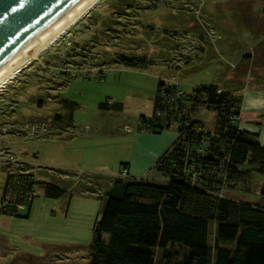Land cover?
I'll return each instance as SVG.
<instances>
[{
	"label": "rangeland",
	"instance_id": "obj_1",
	"mask_svg": "<svg viewBox=\"0 0 264 264\" xmlns=\"http://www.w3.org/2000/svg\"><path fill=\"white\" fill-rule=\"evenodd\" d=\"M115 1L98 0L0 88V123L45 119L55 130L0 137V198L7 150L27 162L39 180L65 188L54 198L37 186L20 216L0 212V264H87L109 181L124 176L122 166L140 167L143 174L136 177L164 183L143 156L149 145L139 138L152 134L137 127L141 116L152 113L159 79L176 80L185 91L213 84L240 95L238 124L264 145V0H138L152 7L135 17L116 14ZM107 17L119 23L109 24L118 35L103 23ZM116 52L148 61L137 67L109 60ZM64 100L76 104L66 128V122H53L55 112L67 115ZM198 118L210 128L214 112L201 108ZM167 131L176 134L175 126L162 133ZM38 167L75 176L102 174L107 189L105 183L95 192L66 188L67 178ZM262 186L264 173L252 171L245 184H232L226 193L256 200Z\"/></svg>",
	"mask_w": 264,
	"mask_h": 264
},
{
	"label": "trees",
	"instance_id": "obj_2",
	"mask_svg": "<svg viewBox=\"0 0 264 264\" xmlns=\"http://www.w3.org/2000/svg\"><path fill=\"white\" fill-rule=\"evenodd\" d=\"M139 1L116 0L114 8L120 11L116 14L135 17L138 10L152 7ZM115 21L107 17L103 23L119 24ZM111 59L137 67L148 61L146 56L117 52ZM96 72L102 77L101 69ZM63 102L67 115L55 112L53 122H66V128L76 104ZM241 102L240 95L217 85L185 91L176 80H158L152 113L141 116L137 127L151 133L176 128L174 140L152 163L164 183L131 176L128 165L122 166L124 176L109 181L108 189L102 174L75 176L38 167L63 175L66 188L84 193L95 192L105 183L107 199L94 225L87 264H264V186L256 200L226 193L232 184H245L252 171L264 173V145L257 134L238 124ZM114 106L118 110L121 103L116 101ZM201 108L214 112L212 127L198 118ZM14 156L2 164L6 176L1 213L20 216L21 208L29 209L37 186L48 197L64 193L60 184L39 180L27 162Z\"/></svg>",
	"mask_w": 264,
	"mask_h": 264
},
{
	"label": "water",
	"instance_id": "obj_3",
	"mask_svg": "<svg viewBox=\"0 0 264 264\" xmlns=\"http://www.w3.org/2000/svg\"><path fill=\"white\" fill-rule=\"evenodd\" d=\"M81 0H0V66Z\"/></svg>",
	"mask_w": 264,
	"mask_h": 264
},
{
	"label": "bare ground",
	"instance_id": "obj_4",
	"mask_svg": "<svg viewBox=\"0 0 264 264\" xmlns=\"http://www.w3.org/2000/svg\"><path fill=\"white\" fill-rule=\"evenodd\" d=\"M98 0H81L55 24L30 42L0 66V88L37 56L43 49L62 35L78 18L90 10Z\"/></svg>",
	"mask_w": 264,
	"mask_h": 264
},
{
	"label": "built area",
	"instance_id": "obj_5",
	"mask_svg": "<svg viewBox=\"0 0 264 264\" xmlns=\"http://www.w3.org/2000/svg\"><path fill=\"white\" fill-rule=\"evenodd\" d=\"M54 127L46 120H36V121H23V122H2L0 123V137L1 136H28V137H38V136H46L54 133ZM4 151L0 148V155ZM6 159H13V152L7 150ZM126 169H122V173H125Z\"/></svg>",
	"mask_w": 264,
	"mask_h": 264
},
{
	"label": "crops",
	"instance_id": "obj_6",
	"mask_svg": "<svg viewBox=\"0 0 264 264\" xmlns=\"http://www.w3.org/2000/svg\"><path fill=\"white\" fill-rule=\"evenodd\" d=\"M243 129H245V128H243ZM163 131H161L160 133H151L150 132L152 134V136L149 135L148 138H139V139L145 140V142H147V144L149 145L148 151L144 152V154H143V156L145 154L149 156V159L147 160V166H148V164L150 165L151 163H153L154 160L165 150V148H167L170 145L169 144L167 146L168 138H175V136H176V134L171 132V131H167V132L162 133ZM247 131H249V130H247ZM150 133L148 132L146 134H150ZM154 134H158V136H154ZM160 138H163L165 140V142H162ZM140 170H141L140 167H136V169H134L132 166H128V171H129V174L131 176L143 174L142 173L143 171L141 173L139 172ZM134 174H136V175H134Z\"/></svg>",
	"mask_w": 264,
	"mask_h": 264
}]
</instances>
